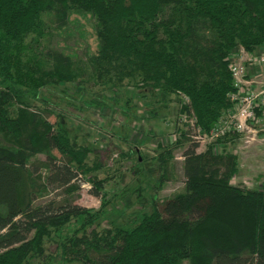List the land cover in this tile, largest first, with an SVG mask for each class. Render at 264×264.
<instances>
[{"label": "trees", "instance_id": "obj_1", "mask_svg": "<svg viewBox=\"0 0 264 264\" xmlns=\"http://www.w3.org/2000/svg\"><path fill=\"white\" fill-rule=\"evenodd\" d=\"M73 13L93 22L98 48L88 61L52 47ZM263 46L264 0H0V264L42 257L52 235L80 264H264V191L231 184L237 158L224 143L237 134L217 139L219 153L213 144L198 153L183 138L181 191L153 201L133 226L97 233L99 211L68 197L79 176L103 168L88 165L95 150L70 137L58 114L26 102L58 86L131 87L178 98L179 114L208 135L236 104L230 56ZM179 145L160 142L151 157L160 186ZM136 151L129 157L142 168L146 157ZM104 182L93 178L90 194L101 197Z\"/></svg>", "mask_w": 264, "mask_h": 264}, {"label": "rangeland", "instance_id": "obj_2", "mask_svg": "<svg viewBox=\"0 0 264 264\" xmlns=\"http://www.w3.org/2000/svg\"><path fill=\"white\" fill-rule=\"evenodd\" d=\"M52 38V47L75 61H88L97 53L98 41L87 14H71L67 25L53 32ZM238 53L232 62L243 68V74L235 107L247 108L255 118L245 122L246 128L241 134H232L233 137H229L232 139L224 143L226 150L237 158L238 170L231 183L264 191V46L252 54L240 48ZM146 97L131 87L115 94L97 86L80 92L75 86L66 85L40 92L38 101L26 100L31 108L35 106L58 114L70 137L95 150V154L92 152L88 157V165L100 163L103 168L85 177L79 176V189L68 197L80 207L99 211V218L92 225L97 233L114 227H131L140 214L151 212L153 201L160 204L167 196L181 191L182 151L188 143L183 142V138L196 141L198 153L212 144L217 153L223 147L216 143L223 136L208 139L195 128L192 117L179 114L178 98L170 96L166 101H159ZM54 120L53 116L48 119L50 123ZM177 141L181 145L172 150L173 171L160 186L157 184L158 166L151 157L155 156L158 143L169 145ZM131 151L146 157L142 168L133 166L134 159L129 157ZM38 159L44 158L39 156ZM93 178L105 181L101 197L90 194ZM60 194V191L51 193L56 197ZM66 233L64 229L62 237ZM60 240L52 235L49 241L45 240L42 257L30 258L26 264H80L62 255Z\"/></svg>", "mask_w": 264, "mask_h": 264}, {"label": "built area", "instance_id": "obj_3", "mask_svg": "<svg viewBox=\"0 0 264 264\" xmlns=\"http://www.w3.org/2000/svg\"><path fill=\"white\" fill-rule=\"evenodd\" d=\"M238 53V52H237ZM239 54V53H238ZM238 54L233 53L229 60H230V70L232 73V78L234 81V87L237 88L238 92L235 95H231L230 99L232 101H237L236 99L239 97V89L241 84V76L243 74V68L237 67L233 64L232 60H234V57H237ZM264 57H262L263 59ZM254 115L252 114V111H248L247 108L243 107H234L233 111L228 112L227 115L223 118V120L220 122V125L215 127L213 130L210 131V133L207 136L208 139L216 138L217 136L221 135L224 136L227 133L230 134H241L245 128V122L254 120ZM205 136V134H204Z\"/></svg>", "mask_w": 264, "mask_h": 264}, {"label": "crops", "instance_id": "obj_4", "mask_svg": "<svg viewBox=\"0 0 264 264\" xmlns=\"http://www.w3.org/2000/svg\"><path fill=\"white\" fill-rule=\"evenodd\" d=\"M237 52H239V49L237 50ZM236 51H235V53H237ZM232 182V181H231ZM232 184V183H231Z\"/></svg>", "mask_w": 264, "mask_h": 264}]
</instances>
